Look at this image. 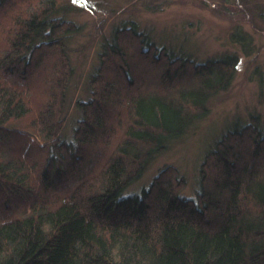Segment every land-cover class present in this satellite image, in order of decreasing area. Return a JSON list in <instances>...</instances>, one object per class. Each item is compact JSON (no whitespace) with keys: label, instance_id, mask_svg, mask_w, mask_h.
I'll use <instances>...</instances> for the list:
<instances>
[{"label":"trees","instance_id":"1","mask_svg":"<svg viewBox=\"0 0 264 264\" xmlns=\"http://www.w3.org/2000/svg\"><path fill=\"white\" fill-rule=\"evenodd\" d=\"M70 2L0 0V264H264L258 116L206 150L194 198L181 195L185 176L172 166L128 192L229 87L237 56L196 61L134 21L115 26L67 141L68 43L80 31L60 16ZM142 59L162 91L172 87L148 86Z\"/></svg>","mask_w":264,"mask_h":264},{"label":"rangeland","instance_id":"2","mask_svg":"<svg viewBox=\"0 0 264 264\" xmlns=\"http://www.w3.org/2000/svg\"><path fill=\"white\" fill-rule=\"evenodd\" d=\"M70 1L71 6L60 16L80 24V31L68 43L73 74L63 114L62 136L67 141L72 140L80 116L77 100L87 98L88 76L98 63L100 43L115 26L134 21L157 45L181 49L196 61L225 54L237 56L229 87L210 99L206 114L183 136L154 156L128 191L139 192L159 169L172 166L185 176L181 195L194 198L200 163L212 143L235 121L244 123L251 115L264 121V0ZM235 32L244 36V43L233 36ZM141 61L144 82L158 86L159 70L147 59ZM163 87L166 91L172 86L164 83ZM157 91L163 92L159 86Z\"/></svg>","mask_w":264,"mask_h":264}]
</instances>
